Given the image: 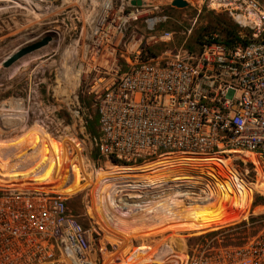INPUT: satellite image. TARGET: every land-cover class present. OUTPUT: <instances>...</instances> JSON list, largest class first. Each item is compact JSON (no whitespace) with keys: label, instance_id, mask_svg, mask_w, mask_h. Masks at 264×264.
Instances as JSON below:
<instances>
[{"label":"built area","instance_id":"obj_1","mask_svg":"<svg viewBox=\"0 0 264 264\" xmlns=\"http://www.w3.org/2000/svg\"><path fill=\"white\" fill-rule=\"evenodd\" d=\"M213 2L227 11L247 44L217 41L198 52L180 47L150 58L153 47L173 41V33L159 34L160 19L151 17L146 42L131 37L127 25L139 21L141 8L126 15L124 7L113 11L105 3L101 20L89 25L83 75L98 118L97 151L111 166L125 168L105 179L112 188L102 199L103 191L96 190L87 201L84 225L64 198L33 205L28 192L13 187L10 165L0 159V264H264V216L254 217L251 209L252 219L241 225L258 231L243 242L205 237L178 253L169 247L160 262L163 249L139 244L143 225H187L191 211L218 202L214 177L229 169L216 164L223 157L264 158V4ZM22 113L28 121L29 113ZM155 156L213 160L219 171L209 174L206 185L175 164V178L169 179L146 168ZM142 215L148 217L144 222Z\"/></svg>","mask_w":264,"mask_h":264},{"label":"rangeland","instance_id":"obj_2","mask_svg":"<svg viewBox=\"0 0 264 264\" xmlns=\"http://www.w3.org/2000/svg\"><path fill=\"white\" fill-rule=\"evenodd\" d=\"M131 1L137 0H0V159L6 166L10 165L8 176L13 180L9 179L13 187L28 192L33 205L50 196L64 198L84 225L87 201L96 190L103 191L99 193L102 199L112 184L105 179L117 177L118 171L125 168L124 164L111 166L97 151L94 139L98 137V130L93 126L96 110L87 95L91 83L86 82L83 75L87 68L85 45L91 39L89 25L101 20L105 3L109 2L113 11L124 7L126 15L141 8L139 21L127 25L131 37L146 42V21L151 17L160 19L159 34L173 33V41L153 47L149 58L180 47L200 51L208 45L206 41L221 39L217 22L238 27L227 11L213 0H184L189 4L186 9L173 7L174 0H142V7L132 6ZM258 1L264 4V0ZM48 36L53 38L49 45L8 69L3 67L7 58L18 50ZM198 39L201 44L197 43ZM9 109L14 112L10 113ZM23 110L29 113L28 121L23 120L26 118ZM23 124L29 129L27 133L26 129L21 131ZM37 138L42 141L39 143ZM223 159L219 161L221 164L172 156L148 162L151 166L146 168L153 171L180 164L188 169L182 168L183 172L199 180L205 179L206 185L211 184L208 182L210 172L219 171L212 166L215 163L226 165L227 172L216 173L214 182L237 190L231 204L222 206L211 220L189 221L187 225L167 228L140 227L141 246L149 247L152 243L158 250L163 249L159 251L158 262L172 250L181 252L203 242L205 237H220L223 242L234 244L258 231L257 227L241 224L252 219L247 215L250 209L254 217L264 216V158L231 154ZM158 173L173 175L170 170ZM217 203L196 210H211ZM239 211L243 216L236 218L234 214ZM147 219L140 216L143 222ZM169 247L172 250H167Z\"/></svg>","mask_w":264,"mask_h":264},{"label":"bare ground","instance_id":"obj_3","mask_svg":"<svg viewBox=\"0 0 264 264\" xmlns=\"http://www.w3.org/2000/svg\"><path fill=\"white\" fill-rule=\"evenodd\" d=\"M167 157H172V156H161V157H152L150 158V160H147L148 162H153V161H157V160H162V159H166ZM147 162V163H148ZM211 173H215V172H210ZM168 177H170L169 179H172V178H175V175H169ZM197 177V176H196ZM264 178V177H263ZM11 180V179H10ZM262 180V179H261ZM13 181V180H11ZM15 182V186H17L16 184V181ZM12 183V182H11ZM208 183V182H207ZM14 184V183H12ZM19 188H21V183ZM216 190H217V196H218V199H219V204L217 207H213L214 209L211 208V210H208V208H206V210H193L190 212V215H188L191 219L190 222H193V221H198V220H211L213 218V216L218 212V210L224 206L225 204H231V198L233 196H236L237 195V190L235 188H233L232 186L228 185V184H214ZM23 188V186H22ZM263 192V191H262ZM47 194V193H46ZM214 206V204H213ZM216 206V205H215ZM189 207V206H188ZM198 209V208H197ZM263 211V210H262ZM228 219H226L223 223L227 222ZM222 225V224H221ZM152 232V231H151ZM155 233V231H154Z\"/></svg>","mask_w":264,"mask_h":264},{"label":"water","instance_id":"obj_4","mask_svg":"<svg viewBox=\"0 0 264 264\" xmlns=\"http://www.w3.org/2000/svg\"><path fill=\"white\" fill-rule=\"evenodd\" d=\"M47 2H54L56 0H43ZM131 5L135 7H142L143 1L137 0V1H131ZM172 6L178 9H186L188 8L189 4L184 0H174L172 3ZM53 38L51 36L43 38L41 41H38L34 44L28 45L20 50H18L15 54L11 55L7 58V60L3 63V67L5 69H8L12 67L15 63L26 57L27 55H30L36 51L41 50L42 48L46 47L52 42Z\"/></svg>","mask_w":264,"mask_h":264},{"label":"trees","instance_id":"obj_5","mask_svg":"<svg viewBox=\"0 0 264 264\" xmlns=\"http://www.w3.org/2000/svg\"><path fill=\"white\" fill-rule=\"evenodd\" d=\"M216 25L219 27L218 32L221 34V39H210V40L206 41L207 44H211V43L217 42V41H221L229 47H234L238 44H242V45L247 44L248 39L247 38L242 39V37L240 35V30L238 27H235L232 25L228 26V25H226L225 22H217ZM222 26H224V28ZM197 43L201 44L202 42L200 39H198ZM151 56H154V55H151ZM94 125H95V127H98V118L97 117L95 119V123L93 124V126ZM162 167H164V166H162ZM173 168H162V169H159L157 171H153V174H157L158 172H161V171H168V170H171Z\"/></svg>","mask_w":264,"mask_h":264},{"label":"crops","instance_id":"obj_6","mask_svg":"<svg viewBox=\"0 0 264 264\" xmlns=\"http://www.w3.org/2000/svg\"><path fill=\"white\" fill-rule=\"evenodd\" d=\"M25 129H26L25 133H27V132L29 131V129L26 128V127H24V126H22L21 131L24 132ZM16 130H17V131H20V130H18V129H16ZM22 136H23V134H22ZM37 140H38L39 143L42 141V140L39 139V138H37ZM24 158H25V157H21V159H24Z\"/></svg>","mask_w":264,"mask_h":264}]
</instances>
